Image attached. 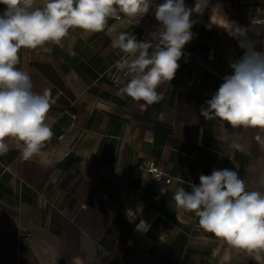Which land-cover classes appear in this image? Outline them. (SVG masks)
I'll list each match as a JSON object with an SVG mask.
<instances>
[{
	"label": "crops",
	"instance_id": "obj_1",
	"mask_svg": "<svg viewBox=\"0 0 264 264\" xmlns=\"http://www.w3.org/2000/svg\"><path fill=\"white\" fill-rule=\"evenodd\" d=\"M45 2L37 0V6ZM163 2L151 0L149 12L134 17L139 25L109 19L107 27L150 41L152 33L144 28L159 30L155 6ZM250 3L264 9V0H199L196 9L197 0H185L194 9V35L182 50L212 51L213 67L231 69L244 55L231 28L250 27ZM5 7L0 4V13ZM107 27L87 39L70 29L61 44L47 45L51 53H18L17 68L30 74L33 90L51 93L45 122L54 135L28 160L23 144L6 138L10 150L0 155V264H264V249L233 248L172 199L178 187L191 191L200 175L228 164L246 190L264 193L258 130L233 129L200 115L223 82L190 59L181 58L174 78L157 89L163 96L158 103L122 95L119 89L131 77L115 62L127 54L111 46ZM248 39L264 51V30H250ZM142 162H153L164 178L140 172Z\"/></svg>",
	"mask_w": 264,
	"mask_h": 264
},
{
	"label": "clouds",
	"instance_id": "obj_2",
	"mask_svg": "<svg viewBox=\"0 0 264 264\" xmlns=\"http://www.w3.org/2000/svg\"><path fill=\"white\" fill-rule=\"evenodd\" d=\"M0 4L6 6L0 13V155L10 150L6 138H13L23 144L21 154L28 160L40 153L54 132L45 122L51 93L34 91L30 74L17 68L20 49L51 53L47 45L61 44L70 29H79L81 38L87 39L105 31L109 18L143 17L151 0H46L42 6H37V0H0ZM193 10L185 0L156 5L155 18L161 27L150 41L117 32L116 25L107 27L111 46L127 54L115 62L118 70H126L131 77L119 89L122 95L147 105L163 99L157 89L174 78L182 49L193 39ZM257 13L249 28L233 25L231 35L244 55L230 64L232 74L205 101L207 107L201 106L200 115L206 121L219 120L222 126L227 122L233 129H257L256 140L264 148V51H257L255 42L248 39L250 30L257 34L264 30V10ZM233 147L244 151L240 143ZM199 180L191 191L175 190L172 199L177 208L194 212L205 232L235 249H264V193L246 190L238 171L230 169H214ZM260 184L264 185V176Z\"/></svg>",
	"mask_w": 264,
	"mask_h": 264
},
{
	"label": "built area",
	"instance_id": "obj_3",
	"mask_svg": "<svg viewBox=\"0 0 264 264\" xmlns=\"http://www.w3.org/2000/svg\"><path fill=\"white\" fill-rule=\"evenodd\" d=\"M257 9L264 10L260 6L253 4V3H250L248 5V7L246 9L247 26H250L252 19L258 15ZM109 19L115 23H125V24H129V25H134V26L139 25L134 18H129L127 16H124L123 14H121V18L119 20H116L115 18H109ZM244 28H247V27H244ZM144 29L147 32L154 33V32H157L158 27L149 26V27H146ZM231 30H232V28H231ZM182 52H183V55L181 58H183L185 60L190 59V60L195 61L199 67L205 68V69L211 71L222 82H223V78L226 75L232 74V69L224 70V69L215 68L211 65V62H213V60H214V54L212 51H209L207 53H195V54L188 53L184 50H182ZM229 163H231V161H229ZM137 169L140 172L148 174L149 176H151L156 181L162 180L164 178L163 172L153 162L139 163L137 165ZM224 169H230L231 170L230 164H228V166ZM216 170H222V169H216ZM169 181H170L169 179L164 180L165 184H168Z\"/></svg>",
	"mask_w": 264,
	"mask_h": 264
}]
</instances>
